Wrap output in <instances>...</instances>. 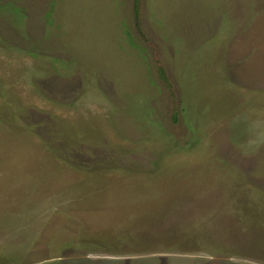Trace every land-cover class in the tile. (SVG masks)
I'll list each match as a JSON object with an SVG mask.
<instances>
[{"label":"rangeland","instance_id":"1","mask_svg":"<svg viewBox=\"0 0 264 264\" xmlns=\"http://www.w3.org/2000/svg\"><path fill=\"white\" fill-rule=\"evenodd\" d=\"M0 264H264V0H0Z\"/></svg>","mask_w":264,"mask_h":264},{"label":"trees","instance_id":"2","mask_svg":"<svg viewBox=\"0 0 264 264\" xmlns=\"http://www.w3.org/2000/svg\"><path fill=\"white\" fill-rule=\"evenodd\" d=\"M135 13H137V11H135ZM137 15V14H136Z\"/></svg>","mask_w":264,"mask_h":264}]
</instances>
